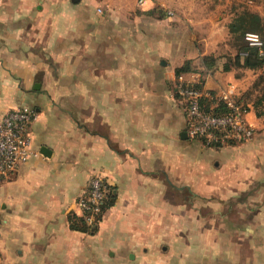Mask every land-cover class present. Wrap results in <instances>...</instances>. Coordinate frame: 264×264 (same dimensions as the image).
Wrapping results in <instances>:
<instances>
[{
    "label": "crops",
    "instance_id": "0c3cea01",
    "mask_svg": "<svg viewBox=\"0 0 264 264\" xmlns=\"http://www.w3.org/2000/svg\"><path fill=\"white\" fill-rule=\"evenodd\" d=\"M224 5L0 0V113H36L31 154L0 183V264H264V63L229 48ZM179 79L232 84L253 134L190 135ZM95 172L113 203L84 228Z\"/></svg>",
    "mask_w": 264,
    "mask_h": 264
},
{
    "label": "built area",
    "instance_id": "2783aa9c",
    "mask_svg": "<svg viewBox=\"0 0 264 264\" xmlns=\"http://www.w3.org/2000/svg\"><path fill=\"white\" fill-rule=\"evenodd\" d=\"M167 12L170 13L169 10ZM247 37L258 43L255 34L249 33ZM194 83L184 79L176 83V91L184 104L186 130L190 135L215 145L229 143L230 140L244 141L253 134L254 126L246 119V105L234 96L232 84L215 95L225 103L226 111L214 113L202 101L209 92L202 86H194ZM35 114L34 109L27 106L9 108L0 113V183L8 180L31 154L29 126ZM255 118L258 119L257 116ZM107 191L102 176L95 172L90 175L86 190L77 197L78 216L87 228L95 227L99 222Z\"/></svg>",
    "mask_w": 264,
    "mask_h": 264
},
{
    "label": "trees",
    "instance_id": "16d2710c",
    "mask_svg": "<svg viewBox=\"0 0 264 264\" xmlns=\"http://www.w3.org/2000/svg\"><path fill=\"white\" fill-rule=\"evenodd\" d=\"M228 29L232 38H234L233 45L237 50V54L243 55V63L256 66L264 63V25L259 23V16L256 13H252L249 11H245L242 14L236 15L228 22ZM249 33H253L257 37L258 43L253 42L247 36ZM202 64L206 67H211L215 63V57L211 54L202 55L201 59ZM230 63L240 64V60L236 59L234 61L228 58L223 65L224 69H228L230 67ZM191 69L190 61L183 63L176 69V73L178 74L181 71ZM194 86L201 87L202 82H195ZM209 96H206L202 99L204 105L209 110L214 113H220L226 111L225 103L222 100H218L213 91H208ZM258 115L264 114V110H257ZM204 141V138H202ZM230 142H233L230 140ZM113 203V193L110 190L107 191V196L104 204L102 205V210ZM85 226V227H84ZM84 228H87L84 225Z\"/></svg>",
    "mask_w": 264,
    "mask_h": 264
},
{
    "label": "rangeland",
    "instance_id": "374dc122",
    "mask_svg": "<svg viewBox=\"0 0 264 264\" xmlns=\"http://www.w3.org/2000/svg\"><path fill=\"white\" fill-rule=\"evenodd\" d=\"M221 4H225V11L229 13L227 16V24L228 22L234 18L239 13L249 10H259L260 7L264 8V0H217ZM234 38L229 34L228 36V46L231 49L233 47ZM223 48H226L223 46ZM193 68V67H192ZM244 100H246V94L244 93ZM85 227V226H84Z\"/></svg>",
    "mask_w": 264,
    "mask_h": 264
},
{
    "label": "water",
    "instance_id": "95a60500",
    "mask_svg": "<svg viewBox=\"0 0 264 264\" xmlns=\"http://www.w3.org/2000/svg\"><path fill=\"white\" fill-rule=\"evenodd\" d=\"M42 150L45 152V149L44 148H42Z\"/></svg>",
    "mask_w": 264,
    "mask_h": 264
}]
</instances>
